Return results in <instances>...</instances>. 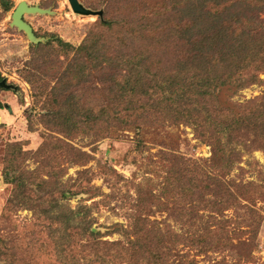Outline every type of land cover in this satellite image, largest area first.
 <instances>
[{
  "label": "rangeland",
  "instance_id": "374dc122",
  "mask_svg": "<svg viewBox=\"0 0 264 264\" xmlns=\"http://www.w3.org/2000/svg\"><path fill=\"white\" fill-rule=\"evenodd\" d=\"M22 1L50 11L24 15L33 28V39L12 25V14ZM78 1L91 13L74 12L69 0H0V264H50L49 260L57 254L64 259L59 245L71 244L75 232L77 243L73 245L72 241L71 248H77L83 258L86 241L82 235L88 226L99 241L118 243L102 244L104 248L96 249L97 253L104 258L110 254L113 260L127 264L130 250L122 243L135 227L137 210L133 204L138 200H142L140 215L150 220L144 225L147 230H143L155 236V240H150L151 250L166 253L168 263L264 264V151L259 148L246 152L244 146L237 145L241 159L237 158L226 173L218 174V184L210 190L205 185L212 181L204 172L211 165L213 147L184 124L150 121L143 131H124L126 128L119 126L112 137L65 139V143L89 155L86 162L79 160V152L66 144L53 149L57 152L55 162L49 163V151L39 153L51 132L43 123L45 111L36 103L34 89L25 80L29 70L26 65L32 70L40 67L38 71L46 75L45 83L53 86L52 71L40 61L48 53L44 52L35 62L34 56L40 52L35 49L51 48L53 62L58 66L59 61L60 68H65L72 52L65 56L58 51V41L80 47L91 28L109 19L122 0ZM248 65L249 61H244L240 67L247 69ZM260 78L261 82L240 89L230 100L222 97L223 100L244 103L262 98L264 72ZM10 166L14 173L9 172ZM49 171L57 173L58 189L39 187V180L47 178ZM171 172H176L177 177L167 181ZM18 176L20 180L16 181ZM195 178H199L198 184L202 183L186 201V209H199L182 219L175 211L185 202L180 197L181 187L191 188ZM31 181L33 185L29 184ZM237 190L244 191L245 197L239 200L242 205H224L225 196L236 199ZM229 191L234 195H229ZM248 197H252V202L244 201ZM54 204L58 208L56 216L51 211ZM148 205L151 212L146 209ZM174 205L176 209L170 210ZM214 225L218 234L205 235L198 243L193 241ZM167 226L174 234L162 248L159 242L164 232L157 231ZM173 242L177 245L170 249ZM148 261L149 255L144 254L137 262ZM85 262L80 260V264Z\"/></svg>",
  "mask_w": 264,
  "mask_h": 264
},
{
  "label": "trees",
  "instance_id": "16d2710c",
  "mask_svg": "<svg viewBox=\"0 0 264 264\" xmlns=\"http://www.w3.org/2000/svg\"><path fill=\"white\" fill-rule=\"evenodd\" d=\"M122 1L109 19L97 22L91 28L80 47L58 41V51L64 52L65 56L72 52L65 68H60L59 61L58 66L53 62L49 54L51 48L35 49L40 51L34 56L35 62L44 52L48 53L40 61L52 71L53 86L45 83L46 75L38 71L40 67L35 66L32 70L26 65L29 70L25 80L34 89L36 103L45 111L43 123L51 132L39 153L49 151L47 158L52 163L57 158L53 149L66 144L79 152V160L86 162L89 155L65 143V139L112 137L119 126L126 128L124 131L130 128L143 131L150 121L184 124L192 127L197 136L213 147L211 165L204 172V176L212 181L205 185L210 190L211 186H217L218 174L226 173L237 158L241 159L237 145L244 146L246 152L257 148L264 151V96L244 103L223 100L224 97L230 100L240 89L262 81L264 0ZM244 61H249V68L240 67ZM9 172L14 173L11 166ZM54 174L49 171L47 178L39 180V187L58 189L60 183L57 173ZM176 177V172L168 173L167 181ZM198 180L195 178L191 188L181 187L180 197L185 202L179 209L176 205L170 209H176L182 219L191 215L192 210L199 209L197 206L186 209V201L191 200L194 191L200 188L202 182L198 184ZM235 194L229 191V195L236 196V199L225 196L224 205L241 206L244 191L239 193L237 190ZM244 201L252 202V197ZM55 202L57 204V200ZM56 204L51 207L55 216L58 212ZM133 206L137 210L134 221L139 226L135 224L126 242L122 243L130 250L126 263L138 264L139 258L147 254L150 262L146 264H170L166 253L151 250L150 240H155V236L151 237L143 230H147L144 225L150 220L139 213L143 211L142 200ZM149 207L146 209L151 212ZM52 222L57 223L54 219ZM84 229V257L81 258L77 248H71L72 241L73 245L77 243L75 232L71 244L59 245L64 259L57 254L49 260L50 264L69 261L70 264H80V260H86L85 264H124L113 260L110 254L104 258L96 250L104 248L102 244L115 246L118 243L101 242L95 233L89 232V226ZM206 229L193 241L198 243L205 235L218 234L215 225ZM157 232H164V240L158 241L164 248L174 232L170 226ZM36 235L43 236L42 233ZM176 245L173 242L170 249ZM122 254L126 253L122 251Z\"/></svg>",
  "mask_w": 264,
  "mask_h": 264
},
{
  "label": "water",
  "instance_id": "95a60500",
  "mask_svg": "<svg viewBox=\"0 0 264 264\" xmlns=\"http://www.w3.org/2000/svg\"><path fill=\"white\" fill-rule=\"evenodd\" d=\"M69 1L74 12L85 15L91 13V11L84 8L78 0ZM49 12V10L42 9L38 6H30L27 2L22 1L18 4L12 14V25L16 26L20 30L25 31L29 35V37L33 39L35 38V35L33 34V28L24 20V15L34 13L46 14Z\"/></svg>",
  "mask_w": 264,
  "mask_h": 264
},
{
  "label": "bare ground",
  "instance_id": "6f19581e",
  "mask_svg": "<svg viewBox=\"0 0 264 264\" xmlns=\"http://www.w3.org/2000/svg\"><path fill=\"white\" fill-rule=\"evenodd\" d=\"M0 119H1V116H0Z\"/></svg>",
  "mask_w": 264,
  "mask_h": 264
},
{
  "label": "crops",
  "instance_id": "0c3cea01",
  "mask_svg": "<svg viewBox=\"0 0 264 264\" xmlns=\"http://www.w3.org/2000/svg\"><path fill=\"white\" fill-rule=\"evenodd\" d=\"M1 115V114H0Z\"/></svg>",
  "mask_w": 264,
  "mask_h": 264
},
{
  "label": "flooded vegetation",
  "instance_id": "af4514ba",
  "mask_svg": "<svg viewBox=\"0 0 264 264\" xmlns=\"http://www.w3.org/2000/svg\"><path fill=\"white\" fill-rule=\"evenodd\" d=\"M1 116V115H0Z\"/></svg>",
  "mask_w": 264,
  "mask_h": 264
}]
</instances>
